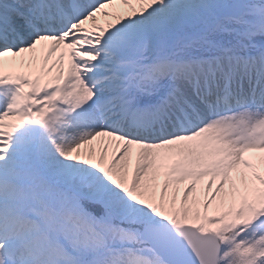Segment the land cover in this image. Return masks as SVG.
I'll list each match as a JSON object with an SVG mask.
<instances>
[{"label":"snow or ice","instance_id":"obj_1","mask_svg":"<svg viewBox=\"0 0 264 264\" xmlns=\"http://www.w3.org/2000/svg\"><path fill=\"white\" fill-rule=\"evenodd\" d=\"M0 264H264V0H0Z\"/></svg>","mask_w":264,"mask_h":264}]
</instances>
